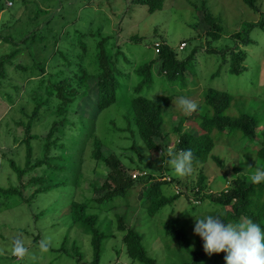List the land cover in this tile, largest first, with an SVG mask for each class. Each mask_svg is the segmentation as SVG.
<instances>
[{"label": "rangeland", "instance_id": "rangeland-1", "mask_svg": "<svg viewBox=\"0 0 264 264\" xmlns=\"http://www.w3.org/2000/svg\"><path fill=\"white\" fill-rule=\"evenodd\" d=\"M192 1L199 3V0H164L162 9L148 13L147 5L131 6L128 0H0V58L17 50L11 62L6 64V77L0 79V187L17 185V176L10 168L9 158H13L20 165H23L25 161L26 144L20 142L24 136L19 122L25 121L22 111L25 110L27 114L31 113L33 98L37 95L32 94V90L42 78H54V74L58 72L72 75L79 64L88 73L92 72L91 60L97 51L96 44L100 38L105 36L110 37L106 41L107 45L113 41L124 42L117 46L121 47V51L129 59H139L143 53L144 57L139 62L155 59L152 68L155 84L150 95L160 92V88H169L170 82H166L168 85L160 86L165 79L164 76L156 73L159 62L156 60V54L147 49L144 42L146 40L130 44L127 42L129 37L137 35L146 37L147 40L162 39L175 49L179 59L197 47L192 64L196 70V76L193 78L187 72L190 78L188 85L175 84L174 88L179 90L180 87L185 88L191 85L190 88L196 91L186 98L197 101L201 108H203L201 97L205 89L221 88L232 96L225 114L233 115L239 110H244L264 117V0H257L253 8L245 5L242 0H208L213 10L223 15L222 34L216 40L205 33L207 25L202 14L190 7ZM37 7L40 10H49V14L39 16L34 23H27V16L32 15L29 11ZM50 16L55 21L53 24L51 20L47 26L52 27L53 25L54 29L60 32L58 35L61 38L59 37L53 43L51 36L46 37L48 45L43 40L25 41L26 35L33 31L40 36L44 35L46 19ZM243 22L261 24L253 27L248 43H240L232 36L242 31ZM77 30L86 37V52L80 62L74 58L76 52L71 50L72 45L75 44L70 38ZM5 37L11 40H6ZM182 43L184 46L181 45ZM31 47L34 52L31 51ZM238 49L245 50L247 55L242 62L246 68L236 75L228 71V62L221 58L218 59L217 55L227 53L229 50L226 54L228 59L230 51L236 52ZM60 50L66 51L67 60H70L73 65H63L62 58L59 57ZM32 54L35 55V61L42 62L43 69L37 65L32 67L34 64ZM124 69L129 71L127 65H124ZM217 70H220L219 74L212 76V73ZM65 75L62 73L56 79L61 80ZM131 77H135L134 73ZM190 81L195 82L196 85L192 86L193 83ZM72 85L76 87L77 84L72 83ZM122 93H126V90ZM8 96H10L9 100ZM179 97L181 96H175L170 109H165L167 123L163 126V130L165 133L169 132L164 136H166L165 140L170 141L167 142L169 146L165 144V141L160 142L164 144L162 146L165 147V153L173 149L176 142V135L175 137L170 135L173 125L182 123V128H187L191 133L199 131L194 123L185 120L187 115L176 104ZM94 101L95 90L92 89L79 104L76 112L85 109L84 114L89 118V130L104 143L102 147L104 156L114 152L121 160L123 169L132 178L133 176L144 178L148 174L156 175L159 180L164 175L167 179L177 177L169 163L166 169H162L154 161V157L159 154L149 152L136 135L132 116L128 113L129 100L116 102L98 114H94ZM70 106L74 107L73 104ZM94 115H97L96 121L91 122ZM69 117L71 121L76 120L74 114ZM53 119L57 117H46L45 121L42 119L43 124L33 123L31 132L44 134ZM110 122H114L115 131H111ZM130 129L134 133H131ZM70 133L74 134L72 128ZM217 133L214 134L217 135ZM218 135L221 138L219 144L211 150L207 161L193 166V172L190 175L183 178L177 177L180 181L192 180L190 183H195L196 174L202 169L205 174V192L218 194L228 189L231 180L236 176L250 180L255 172L251 171L250 164L259 166L262 162L250 153V149H253L252 142L248 143L246 139L240 140L237 137L228 139L229 137L225 134ZM255 139L258 142L259 140L264 142V121L257 129ZM79 142L80 149L76 152L77 155L66 158L69 161L59 169L68 175L69 181L64 185L54 187L35 198H29L37 186L29 184L21 189L22 194L29 200L25 203L20 201L19 197L14 196L15 194L6 196L0 193V205L5 203L0 206V264H90L91 234L89 227L80 220L81 216L72 220L69 215L70 200L73 197L79 200V192L90 199V204L86 209L87 214H96L97 226L109 234V237L102 242L99 264H122L123 262L140 264L130 259L125 252L123 237L126 230L118 228L117 215H121L122 222L127 228L142 236V244L147 249V254L154 257L157 264H178L189 260L190 256L176 243L167 242V239L162 237V226L169 216L178 217L187 221L190 226H195V217L201 218L210 214L221 216L224 209L230 208L226 206L221 209L208 202L200 205L197 203L195 206L192 198L189 201L182 195L173 204L163 207L152 216L146 209L151 200L148 196L151 179L142 180V178L135 181L124 195L116 196L100 204L97 200L104 193L100 186L107 178L108 166L103 161L96 162L89 156L91 140H85L84 143ZM133 146L141 152L142 160L132 149ZM33 148V155L37 156L39 152L36 144H33ZM211 156L220 158L223 163L222 167ZM233 167L237 170L234 171ZM30 173L33 174V172ZM63 177L60 176V178ZM73 178L78 185L74 186L71 183ZM24 182H27V178ZM179 185L180 187L172 184L163 186L162 191L165 195L171 196L184 189L181 184ZM111 188L113 184H110ZM194 212L195 215L189 217ZM66 236V249H71L73 242L80 246L83 254L80 261L69 258L71 254L69 251L66 253L52 251L61 246ZM189 236L194 239V232L191 231ZM17 237L23 238L28 247V253L23 259L11 255V246L14 238ZM44 237L51 240L47 252L39 247ZM215 259L216 257L209 262L213 263Z\"/></svg>", "mask_w": 264, "mask_h": 264}, {"label": "trees", "instance_id": "trees-1", "mask_svg": "<svg viewBox=\"0 0 264 264\" xmlns=\"http://www.w3.org/2000/svg\"><path fill=\"white\" fill-rule=\"evenodd\" d=\"M207 1L199 0V3L192 1L190 7L202 14L203 20L207 25L205 33L216 40L222 34L221 23L223 21V15L220 12H215ZM256 1L242 0L245 5L251 8L254 7ZM129 2L131 6L147 5L148 13L162 9L164 5V0H128V4ZM29 13L32 15L27 16V23H34L39 16L42 17V15L49 14V10H40L37 7L29 11ZM54 21L52 16L48 17L46 19L47 24L45 23L46 25L44 26L46 33L40 36L33 31L26 35L25 41L34 42L43 40L48 45L49 43L46 37L51 36L53 43H55L59 37L61 38L58 35L59 31L57 32L53 25L52 27L47 26L50 22L54 24ZM55 24L57 23L55 22ZM257 25L261 24L243 22L242 31H238L232 36L238 39L240 43H248L250 42V32ZM85 38V35L78 30L74 31L72 38H70L71 42L75 44L72 45L71 50L76 52L74 58L78 59L79 62L83 59L82 56L86 52ZM109 38V36H105L97 42V51L91 60L93 64L92 72L88 73L78 63L79 65L72 75H65L64 72H58L54 74V78H42L39 84L32 90V94L37 95L33 98L31 113L27 114L25 110L22 111L25 121L19 122L24 136L20 142L26 144L25 161L23 165H20L13 158H9L10 168L17 176V185L15 187H11V185H7L6 188L0 187V193H4L6 196L15 194L14 196L19 197L20 201L25 203L29 200L22 194L21 189L29 184L37 185L29 198H35L42 193L52 190L54 187L64 185L69 181L68 175L62 173L59 169L69 161L66 158L77 155L76 152L80 149L79 141L84 143L85 140H91L89 156L96 162L99 160L103 161L109 169L107 178L100 186L104 191L97 200L100 204H104L107 200H111L116 196L124 195L135 181L142 178H137V176H133L132 178L128 175L123 169L124 166L121 160L118 159L114 152L104 156L102 154L104 143L89 130V118L84 114L85 109L81 110L82 112H76L79 104L89 95L92 89L95 90L94 114L100 113L116 102L123 101L124 99L129 100L128 113L132 116V123L135 127L136 135L149 152L152 151L159 154L154 157V161L162 169H166L169 155L164 152L165 147L162 146L164 144H160V142L165 141V144L169 146L167 142H170L165 140L166 136H164L169 134V132L165 133L163 130V126L167 123L165 109H170L175 96L188 97L196 91V89L190 88L191 85L185 88L180 87L179 90H176L174 85H188L190 78H188L187 72L193 78L196 76V70L194 66L192 67V64L194 63V54L197 51V47H194L188 55L179 59L177 58L175 49L162 39L150 38L147 40L146 37L137 35L129 37L127 42L130 44L140 42L143 39L146 40L144 42L147 49L156 54V60L159 62V68L156 73L159 76H164L165 79V82H162L160 86L162 87L170 82L169 84L171 86L169 88H160V92L150 95L152 87L155 84L152 69L155 59L147 62H139L144 57V53L139 59H129L121 51V47L117 46L122 45L124 42L118 43V41H113L107 45L106 41ZM4 39L11 40L8 37ZM156 48L158 51L155 50ZM30 49L34 52L32 47ZM16 52L17 50L12 51L0 58V79L6 77V64L11 62ZM65 52L64 50H60L59 52V57L62 58L63 65H73L70 60H67ZM211 52L216 54L214 51ZM227 53L223 52L217 55V58L224 59L225 62H228V71L231 74L235 73L238 75L243 68H246L242 64L247 55L246 51L242 49H238L236 52L231 50L228 59L226 57ZM32 56L34 60L32 67L37 65L43 69L42 62L35 61V55L32 54ZM124 65H127L129 71L124 69ZM31 71H33V68H31ZM219 72L220 70L213 72L212 76L218 75ZM62 73L65 76L61 80H57L56 77ZM133 73L135 75L134 78L131 77ZM190 82L193 83L192 86L196 85L195 82ZM72 83L77 84L76 87H73ZM125 90L126 93H122ZM231 98V94L221 88L205 89L204 95L201 97L203 108L199 106L198 111L187 115L185 119L194 123L195 128L199 131L191 133L187 128H182V123L173 125L170 135H176V137L174 136L176 142L172 150L178 152L182 149H191L194 155L193 166H197L205 163L210 156L211 150L215 145L219 144L221 138L218 134H225L229 137L228 139L237 137L240 140L246 139L248 143L252 142L253 149H250V153L254 158L257 157L262 162L259 163V166L250 164V169L251 171H256L257 168H264V142L261 140L258 142L255 139L257 129L262 125L264 117L244 110H239L233 115L225 114V110L230 106ZM7 99L9 100L10 96ZM71 104L74 107H71ZM70 113L71 115H76L75 121L70 120ZM49 116H56L57 119L51 121L49 128L44 134L31 132L33 123L43 124L42 119L45 121L46 117ZM96 116H93L91 122L96 121ZM113 127H115L114 122H110L111 131H115ZM71 128L74 134L70 133ZM130 132L134 133L131 129ZM215 132H218L217 135L214 134ZM33 144H36V149H38L39 154L37 156L33 155ZM133 147L132 149L139 155L138 158L142 160L141 152L136 146ZM211 158L222 167L223 163L220 158L217 156H211ZM62 161H64L63 164H61ZM233 170L236 171L237 168L233 167ZM30 172H33L34 175ZM162 175H164L163 172ZM196 175L197 179L195 183H190L192 180L180 181L177 177L167 179L165 175L160 180L156 175L152 174H148L142 178V180L151 179L150 190L148 191V196L151 197V200L146 207L149 214L154 216L163 207L173 204L183 195L189 201L192 198L194 200L193 202H195H192L194 205L208 202L210 205L219 206L221 209L229 206V209H224L221 213V219L225 224L228 221L235 223L244 218H251L264 230V182L253 184L251 180L236 176V178L231 180L232 182H230L228 189L222 190L218 194H213L205 192V174L203 170H199ZM60 176L64 177L60 178ZM25 178H27V182H24ZM71 183L74 186L78 185L74 178ZM110 184H113V188L111 189ZM169 184L175 187H180L179 184H181L184 189L179 190L171 196L165 195L162 187ZM93 188L95 189L94 185ZM79 195V200L74 197L70 200L69 215L72 220L81 216L80 220L88 225L91 234L89 240L91 249L90 264H99L102 242L109 237V234L97 226L98 220L96 214H87L86 209L90 204V199L82 192H79ZM3 205L5 203L0 206ZM194 215L195 212L189 217H193ZM117 219L118 228L120 230H126L123 240L125 243V252L130 259L140 264H157L156 259L147 254L148 251L142 244V236L132 229L127 228L122 222L121 215H117ZM193 229L194 226H190L187 221L172 215L169 216L162 226V237L167 239V242L176 243L190 256L189 260L178 264H226L224 259L226 253H213L212 255L205 253L202 239L196 234H194V239L189 236V233ZM66 243L67 236L62 240L61 246L55 249V251H52L62 253L69 251L71 252L69 258L75 259L78 262L81 256H83L80 251V246L76 242H73L71 249H66ZM215 257L216 259L213 263H210L209 261Z\"/></svg>", "mask_w": 264, "mask_h": 264}, {"label": "clouds", "instance_id": "clouds-1", "mask_svg": "<svg viewBox=\"0 0 264 264\" xmlns=\"http://www.w3.org/2000/svg\"><path fill=\"white\" fill-rule=\"evenodd\" d=\"M176 104L186 115H191L199 109L197 101L186 97H179ZM168 155V163L174 175L183 178L193 172L194 155L191 149L178 152L169 149ZM250 180L253 184L264 182V168H257ZM221 218L218 214L195 217L193 232L202 239L205 253H226V264H264V230L261 226L251 218H244L235 223L228 221L227 224ZM50 245V238L44 237L39 247L47 252ZM27 253L28 247L23 238H14L11 255L23 259ZM124 263L126 262L122 264Z\"/></svg>", "mask_w": 264, "mask_h": 264}, {"label": "built area", "instance_id": "built-area-1", "mask_svg": "<svg viewBox=\"0 0 264 264\" xmlns=\"http://www.w3.org/2000/svg\"><path fill=\"white\" fill-rule=\"evenodd\" d=\"M181 45H183V46H184V43H182ZM155 50H156V51H158V49H157V48H156ZM124 264H126V263H124Z\"/></svg>", "mask_w": 264, "mask_h": 264}]
</instances>
